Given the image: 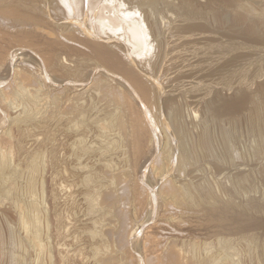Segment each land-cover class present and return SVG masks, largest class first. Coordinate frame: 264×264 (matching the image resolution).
Returning a JSON list of instances; mask_svg holds the SVG:
<instances>
[{"label": "rangeland", "instance_id": "374dc122", "mask_svg": "<svg viewBox=\"0 0 264 264\" xmlns=\"http://www.w3.org/2000/svg\"><path fill=\"white\" fill-rule=\"evenodd\" d=\"M126 1L0 0V264H264V0Z\"/></svg>", "mask_w": 264, "mask_h": 264}, {"label": "bare ground", "instance_id": "6f19581e", "mask_svg": "<svg viewBox=\"0 0 264 264\" xmlns=\"http://www.w3.org/2000/svg\"><path fill=\"white\" fill-rule=\"evenodd\" d=\"M128 1V0H127ZM126 1V3H128V5L131 3V5H132V0H131V2L129 3V2H127ZM138 1V0H137ZM151 1H153V0H139V2L141 3V4H139V5H143V4H148V2L150 3ZM135 2V1H134ZM135 5V4H134ZM150 5V4H149ZM130 6V5H129ZM145 6V5H144ZM131 8V7H130ZM1 12V11H0ZM221 15V14H220ZM2 17V16H1ZM5 18V17H4ZM241 20H242V17H239L238 19H236V22H238V24H239V22H241ZM248 23V22H247ZM202 28V27H201ZM235 29V28H234ZM234 29H233V31H234ZM197 31V30H196ZM235 32V31H234ZM191 33V32H190ZM194 33V32H193ZM134 35V34H133ZM135 35H136V37H137V39L138 38H140V36H139V31H137V30H135ZM197 35V34H196ZM207 35V34H206ZM210 36V35H209ZM123 37H125V36H123ZM191 37V36H190ZM197 37H199V36H197ZM203 37V36H202ZM214 37V36H213ZM207 40V39H206ZM213 40V39H212ZM140 41V40H139ZM222 41H224V40H222ZM226 41H228V40H226ZM230 41V40H229ZM199 42V41H198ZM219 42V41H218ZM217 42V43H218ZM225 42V41H224ZM247 42V41H246ZM250 42V41H249ZM202 43V42H201ZM231 43H232V41H231ZM242 43H244V42H242ZM208 44V43H207ZM217 45V44H216ZM227 45V44H226ZM204 46H206L205 44H204ZM230 45H228V47H229ZM231 46H233V45H231ZM248 46H250V45H248ZM189 47V46H188ZM208 47V46H207ZM213 47H215V46H213ZM227 47V46H226ZM227 47V48H228ZM211 48H212V46H211ZM218 50H219V48L218 47H216ZM231 48V47H230ZM233 48V47H232ZM234 48H236L235 46H234ZM186 49V48H185ZM189 50H187L188 52L189 51H191L190 50V48H188ZM224 50H225V48H223ZM227 50V49H226ZM230 50V49H229ZM208 51V50H207ZM222 51V53H223V50H221ZM237 51V50H236ZM252 51H254V50H252ZM194 52V50H192V53ZM198 51L196 50V53H197ZM206 52V51H205ZM233 52H235V49L233 50ZM240 52H242V51H240ZM191 53V52H190ZM225 53V52H224ZM223 53V54H224ZM195 54V53H194ZM202 54V53H201ZM210 54V53H209ZM230 54H231V52H230ZM238 54V53H237ZM256 54V53H255ZM188 55V54H187ZM195 55H198V53L197 54H195ZM194 55V56H195ZM219 55V54H218ZM228 55H229V52H228ZM183 56V55H182ZM186 56V55H185ZM201 55H199V57H200ZM203 56H205V55H203ZM230 56V55H229ZM252 56V55H251ZM257 56V55H256ZM196 58H197V56H195ZM195 57H193L194 59H195ZM199 57H198V59H199ZM210 56H208V58H209ZM222 57V56H221ZM220 57V58H221ZM224 57V56H223ZM222 57V58H223ZM235 57V56H234ZM237 57V56H236ZM201 58H203V57H201ZM212 58V57H211ZM211 58H209V59H211ZM188 59H189V57H188ZM192 58H190V60H191ZM213 59H215V58H213ZM234 59V58H233ZM184 60V59H183ZM193 60V59H192ZM205 60H206V58H205ZM212 60V59H211ZM218 60V62H219V58L217 59ZM216 60V61H217ZM235 60V59H234ZM243 60V59H242ZM194 61V60H193ZM202 61V60H201ZM221 61V60H220ZM248 61V60H247ZM217 62V63H218ZM224 62V61H223ZM222 63V62H221ZM183 64H185V63H183ZM190 64V63H189ZM198 64V63H197ZM197 64H196V67H197ZM201 64V63H200ZM204 64V63H203ZM205 65V64H204ZM204 65H203V68H204ZM185 66V65H184ZM187 66V65H186ZM194 66V65H193ZM219 66V65H218ZM250 66H251V64H250ZM190 67V66H189ZM192 67V66H191ZM210 67V66H209ZM193 68V67H192ZM192 68H190V69H192ZM201 68V67H200ZM208 68V67H207ZM206 68V69H207ZM210 68H212V67H210ZM243 68V67H242ZM205 69V70H206ZM191 71V70H190ZM201 71V70H200ZM210 71V70H209ZM202 72H203V70H202ZM214 72V71H213ZM213 72H211V73H213ZM217 72V71H216ZM229 72V71H228ZM206 73H207V71H206ZM224 73V72H223ZM202 74V73H201ZM205 74V73H204ZM244 74H246V73H244ZM195 75V74H194ZM24 77H26V78H22V77H20V81H18L17 82V84H16V89H15V91H16V94L17 95H19V93H21L22 95H24V93H25V95L24 96H28L29 97V100H31L32 102H34V103H36V104H38V102H39V100H41L42 98L40 97V95H39V90H35L34 92H31L29 89L30 88H28V85L26 84V79H27V76L26 75H23ZM225 77V76H224ZM246 77V76H245ZM29 78V77H28ZM191 78V77H190ZM215 78V77H214ZM213 78V79H214ZM16 79V78H15ZM209 80V79H208ZM225 80V79H224ZM27 81H28V79H27ZM29 81H30V79H29ZM199 82V81H198ZM13 83V82H12ZM15 83H16V80H15ZM202 84V83H201ZM200 84V85H201ZM197 85V84H196ZM15 86V85H14ZM262 88L261 89H263V91H264V84L261 86ZM196 88V87H195ZM260 88V87H259ZM32 89V88H31ZM35 89V88H34ZM208 89V88H207ZM209 89H211V88H209ZM199 90H201V89H199ZM41 91V90H40ZM205 91V90H204ZM20 94V95H21ZM16 99H18V98H16ZM24 99V98H23ZM54 100V99H53ZM48 101V100H47ZM9 102H11V101H9ZM13 102H15V101H13ZM48 103V102H47ZM42 104V103H41ZM13 107V106H12ZM26 108V107H25ZM32 108H34V107H32ZM32 108H30V109H32ZM259 108H261V110H262V112H263V114H264V103L262 104V106L261 107H259ZM258 108V109H259ZM42 109V108H41ZM25 110H27V109H25ZM33 110V109H32ZM24 111V110H23ZM41 112V111H40ZM54 112V111H53ZM76 112V111H75ZM51 114V113H50ZM264 116V115H263ZM34 117V116H33ZM80 117V116H79ZM264 118V117H263ZM107 119V120H106ZM105 120V125L107 126H105L106 127V129L107 128H111L112 126L111 125H113V120H112V118L111 117H108V118H106ZM104 127V128H105ZM263 128H264V119H263ZM30 130V129H29ZM108 130V131H107ZM106 131L109 133V129H107ZM264 131V130H263ZM107 132H105V133H107ZM110 143H112V142H110ZM113 145H114V143H113ZM10 156V155H9ZM34 156V155H33ZM12 161H13V159H12ZM2 164V166L3 167H5V168H8L9 166H10V162H9V157L7 156V155H5V156H3V162L1 163ZM12 166V165H11ZM12 169V168H11ZM7 170V169H6ZM13 170V169H12ZM12 172V171H11ZM17 173V172H16ZM9 175V174H8ZM16 176V175H15ZM13 177V176H12ZM5 181V180H4ZM169 183V182H168ZM169 185V184H168ZM174 186H176V185H174ZM170 187V186H169ZM170 188H173V187H170ZM169 188V189H170ZM175 188H177V187H175ZM169 189H167V191L169 190ZM174 189V188H173ZM179 188H177V190H178ZM177 190H175L174 189V191H177ZM8 191V190H7ZM173 190H171V192H172ZM169 192H170V190H169ZM178 193H180V194H182L181 192H180V189L178 190V192H177V195H178ZM170 194V193H169ZM168 195V194H167ZM171 195V194H170ZM170 195H169V197H170ZM172 195H174V193H172ZM180 196V195H179ZM179 196H177L178 198H179ZM182 197V196H181ZM172 198V197H171ZM174 198H176V196L174 197ZM173 198V200L174 201H176V199H174ZM172 200V199H171ZM173 201V202H174ZM177 202V201H176ZM22 220H24V219H22ZM25 221V224H28L27 223V221L26 220H24ZM23 222V221H22ZM30 225H31V223H30ZM24 228H25V226H24ZM33 228V227H32ZM31 229V228H30ZM32 231V230H31Z\"/></svg>", "mask_w": 264, "mask_h": 264}]
</instances>
